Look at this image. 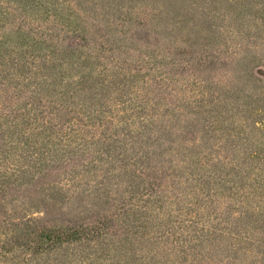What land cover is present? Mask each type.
Segmentation results:
<instances>
[{"label":"rangeland","instance_id":"1","mask_svg":"<svg viewBox=\"0 0 264 264\" xmlns=\"http://www.w3.org/2000/svg\"><path fill=\"white\" fill-rule=\"evenodd\" d=\"M197 1L198 11L205 1L214 7ZM218 1L206 10L212 24L194 22L212 30L201 34L184 30L192 14L181 24L172 15L155 16L151 6L161 3L153 0H0V103L25 94L14 108L30 118L34 107L44 109L40 125L44 112L59 109L63 120L85 123V130L116 124L112 143L120 145L107 163L102 148L113 140L97 129L93 138L84 132L72 141L56 139L46 125L42 160L32 161L17 148L36 135L10 142L0 128V178L11 171L7 166L19 173L0 184V264H261V246L252 257L238 248L254 244L244 241L248 233L264 238L261 223L240 224L254 212L264 223V0ZM72 51L100 55L99 70L131 73L125 93L117 82L105 92L106 106L89 93H80L85 105L71 103L77 71L60 62L77 59ZM50 58L57 90L34 97L14 67L26 60L30 74ZM28 101L34 105L21 108ZM142 103L153 104L147 112L154 121L126 140L123 122ZM107 172L111 177L103 179ZM103 221L104 235L90 247L35 254L28 244L44 225Z\"/></svg>","mask_w":264,"mask_h":264},{"label":"trees","instance_id":"2","mask_svg":"<svg viewBox=\"0 0 264 264\" xmlns=\"http://www.w3.org/2000/svg\"><path fill=\"white\" fill-rule=\"evenodd\" d=\"M153 2H155L156 4L161 3V6L159 8H157V6H151L152 7L151 10L154 13H156L155 16H162L165 18V15L166 17L172 15V18L177 17L178 20L180 19L179 20L180 24L181 22L187 19L188 13L192 14L191 18L193 19V23L185 26L184 30L186 32H195V33H201V34L206 33V32L208 33L212 32L210 27H207L205 25L198 26L194 22L197 20L202 22V20L200 19L201 17L203 18L204 23L212 24L210 18H206V15H207L206 10L212 9V8H218V7H215V5L219 3L218 0L216 1L211 0V3L214 7L210 5L207 7V3L205 1V3L203 4V10L201 11H198L197 5L199 3H197L198 2L197 0H170L168 1V4L167 2L166 3L159 2V0H153ZM95 6L97 7V4ZM3 47H4V41L3 42L1 41L0 48H3ZM69 54L71 56L74 55V57H76L77 59L73 61H67V60H64L63 57H61L59 58V60L60 59L64 60L60 62V65H64V66L66 65L68 67H72V69L74 70L76 69L77 71V73L73 74L70 78L72 79L70 97L74 99L73 102L71 103H74L75 99H77V100H81L83 102L82 104L85 105L87 101L80 98V93H89L91 94L90 97H92V99L102 100V103H101L102 107L106 106V101L103 100L106 95L105 92H108L109 89L112 91L113 89L112 86H114V84H116L117 82H119V87H116V89L118 88V91L120 93H123V94L125 93L124 87L127 85L126 82L129 80L128 77L133 76L131 73H127L126 70L122 68L120 70L118 69L112 70L107 65H104V68H103L104 70L102 69L99 70L98 64H101L100 55L93 54V51L91 53H85V54L84 53L78 54L77 52L72 51ZM50 61H51V58L47 59L46 63H44L43 65L38 66V67L35 66L37 70L30 71V74H29V68L27 67L28 63L30 62L26 60L23 62L18 61V63H16L14 67L15 78L16 79L22 78L20 81V84L24 83V86L31 85L32 88L30 91L31 93H34V97H36L35 94H37L40 91H43V90L47 91L48 87L53 86V89L55 91L57 90L56 85L58 84V80L57 79H54L53 81L51 80L52 74L48 71L49 67H47L46 65L47 62H50ZM52 64L56 66L57 63H52ZM46 67H47L48 72L44 70V68ZM2 69H4L3 72L7 71L8 73L9 71V74L11 77V67L8 68V66H6L5 68H2ZM15 78L11 77V80L12 81L16 80ZM39 78H43V79L48 78V79L44 81H39L38 80ZM33 79L35 80L34 83H33ZM68 84L71 85V83H68ZM20 91H22V89H20ZM60 93L64 97L67 92L59 91V94ZM14 95H15V99L11 97V98L6 99L3 103H0V128L2 130L6 128L5 136L7 138H10L8 140L10 142L15 141L16 139H20V138L22 139V137L24 136L27 137V141H28V139L31 136L36 135V139H33L32 137L31 142L25 143L27 145L26 147H23L20 145L17 148V149H23L21 151V152H25L23 155L24 156L28 155V157H30L32 161L42 160L41 155L44 153H42L41 150L44 149L45 146H44V143L40 142V140L44 139L42 135H47V133H45L46 125H49L50 128H52V133L55 134L56 139L61 138V139H68L72 141L77 136L84 134V132H87L88 135H92L91 138H93L95 135L94 133L97 129V131H99V134H101L104 137V139L113 140L109 144H104L102 148L106 150L108 153L107 154L108 157H107V160H105V162L111 163V161L109 160L120 155V153L117 151L120 145L118 144L113 145L112 143L116 141L113 138L117 137V133L119 132V128H117L119 127L118 125L115 124L113 127H110L109 125H106L104 122H101L99 126H97L96 128L93 127V129L95 130L92 131L89 128L85 130L84 128L86 127L85 123H84V127L81 125H78V127H75V124L73 121L67 123L66 120H63V117L60 114L61 112L60 110L62 109H59V111L57 112H49V113L46 112L47 116H45V112H44L42 114L43 123L40 125L38 116L40 115L41 111H45V110L43 109L41 111H38L39 109L34 107L35 110H37V112H33V115L31 116V118L27 117L28 113H30L28 111L27 113L21 112V114H19L18 113L19 109H15L14 104H16L17 100L22 99L25 94H20V92H14L13 96ZM66 101L68 102L69 99H66ZM28 104L34 105L32 101H28L27 104H23L21 108L28 109ZM84 105L82 106L81 109L85 111ZM135 106L138 108L136 109L134 108V106L130 108L132 111L131 114L133 115V117L132 118L128 117L126 121L123 122V124H127L126 134L122 130V133L124 134V138L126 140H128L126 137L127 135L129 139L131 137H134L135 135L141 136L142 133L146 132L147 126H149V124L153 123L152 121H154L155 114H150L147 112V110H149V108H151L153 104L150 105V104L142 103V106H140V104L135 105ZM111 110H114V109L111 108ZM67 111L69 110L67 109ZM102 112H106V109L102 110L101 108L100 113ZM90 116H87V117L89 118ZM34 119L38 121L37 126H35L34 129H31L28 124L30 123L32 124L33 122H36ZM79 120L81 121V119ZM123 124H121V126ZM25 126H27V129H29L28 131L25 128ZM112 128L114 129V131L113 130L111 131ZM35 130H37V132ZM82 137L83 136H80V138ZM68 145L71 146L72 142L70 141ZM28 146H29V149L27 148ZM200 146H193L190 148L191 149L199 148ZM73 147L76 148V146H73ZM123 158L124 157L119 158L120 162L123 161ZM124 161H127V159L124 158ZM7 167L10 168L11 171L8 170L6 172L4 171L5 173H1L4 178L3 179L0 178V184L6 183L8 181L17 180L16 175H18L19 173L16 171V168H14L13 166H7ZM107 174L108 172L104 175L103 179H107V177L109 178L111 177L110 176L111 174H109L108 176ZM100 183L103 184L101 181ZM53 187H55V185ZM258 212H263V210H258ZM259 218H260L259 221H257L258 218H256L255 212L252 214L248 213L246 216L240 217V222H241L240 224L241 226H247L250 223H261L262 226H264V223L261 220L262 217H259ZM105 228H106V223L104 221L102 224L100 223L97 224V223H92V222L81 223V224L79 222H75V224H64V225H49L48 224V225H44L41 228H39L35 232V235H34L35 238H33L31 242H28V244L31 245L34 243L33 245L30 246V249H32L35 254L45 252L48 250H52V249L69 247V246H72L74 244H79V243L88 244L86 247H90L91 244H89V242L92 241L96 237L103 236ZM247 240H249L248 243L250 244L254 243V244H252L248 248H245L246 250H244L241 247H239L238 250H241L243 252L250 251L251 257H252L253 249L254 248L258 249V247L261 246V250H256V252L260 255L261 264H264L261 259L263 258L264 260V238L262 239H260L259 237L255 238L254 235H252L251 233H248L244 241H247ZM97 258L99 261H102L101 255H99ZM93 260L94 259L91 260L92 264H98V262L93 263Z\"/></svg>","mask_w":264,"mask_h":264}]
</instances>
